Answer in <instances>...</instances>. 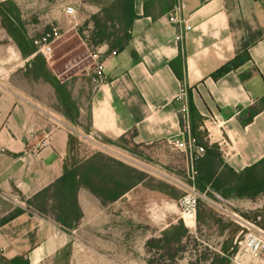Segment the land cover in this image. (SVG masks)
I'll return each mask as SVG.
<instances>
[{"label":"crops","instance_id":"1","mask_svg":"<svg viewBox=\"0 0 264 264\" xmlns=\"http://www.w3.org/2000/svg\"><path fill=\"white\" fill-rule=\"evenodd\" d=\"M13 1L20 6L23 0ZM183 1L191 30L178 41V28L168 20L175 0L165 4L135 0L138 17L129 30L127 47L115 51L104 43L90 52L107 57L102 79L97 78L94 64L75 79L63 71L54 75L68 93L66 107L54 85L43 91L36 86L41 80L32 79V87L25 77L18 81L22 71L12 74L8 87L5 84L8 90L0 95V220L16 209L8 197L27 200L62 176L71 128L91 129L109 145L134 130L136 144L183 140L177 97L184 84L191 88L204 119L209 116L223 127L220 131L228 139L222 149L225 162L237 172L262 162L264 170V0ZM89 8L88 17L100 10L99 5ZM245 52L250 60L212 79ZM17 57L21 63L29 59L20 52ZM171 64L183 73L182 81ZM252 107L257 114L246 122ZM129 195L105 206L81 188L78 201L83 218L72 234L51 216L23 209L0 225V258L27 256L30 264H143L138 252L157 230L146 217L143 221L142 201L135 198L133 233L127 239ZM239 200L264 214V192Z\"/></svg>","mask_w":264,"mask_h":264},{"label":"rangeland","instance_id":"2","mask_svg":"<svg viewBox=\"0 0 264 264\" xmlns=\"http://www.w3.org/2000/svg\"><path fill=\"white\" fill-rule=\"evenodd\" d=\"M103 1H21L20 10L22 18L28 33L33 39H38L43 34L50 33L53 28H58L60 32V37L54 43L53 57L47 62V66L53 75L63 71V75L71 76L75 79L76 75H81V71L91 67V65L93 66L96 61L94 57L96 52L90 54L94 49L88 51L85 40V36H89V32L92 30L91 16L93 14L88 17L91 11L89 5H101ZM65 4L76 7V21L70 22L63 13L62 8ZM17 53H19V50L11 38H9L0 22V66L9 73L5 84L8 87L12 74L20 70L22 73L18 72V81H21L25 77V79L29 80L27 84L34 87L35 85L32 83V79L25 76L26 66H22V61L17 57ZM48 84L53 85L52 83H44L41 80L36 86L39 87L40 85L43 87V91H46ZM7 87L5 89L6 91L8 90ZM5 92L3 91L2 93ZM46 95L49 96L48 93ZM62 106L66 107L64 104ZM180 107L181 105L179 103V111ZM221 129H223L221 124L209 116L204 119L203 124L200 126L204 140L208 141L211 145L217 143L223 149L224 146H227L228 139L221 133ZM71 136L74 137L71 144V157L66 156L64 158L66 159L68 157L69 165L72 162V157L82 159L93 152H102L138 168L149 175L150 178L146 182V186H140V188L130 193L127 198V206L130 212V214H127V239L133 233V202L135 198H140L142 195L145 197V201L142 202L144 208L142 210L144 216H142L143 221H146V219L150 220L151 224L157 230L156 236L149 239L145 246L138 252L144 261L143 264H214L215 261L222 259L227 261L228 264H231L232 259L236 256H238V260L245 258L247 250L243 246L244 233H242L241 227L211 207L204 199L195 195V192L191 189L192 184L189 181L188 174L191 166L194 165L195 167V162L193 161L192 163L191 161V153L196 154L194 146L198 145L192 139L187 140L184 136V139L179 144H176L175 141H169L138 146L136 148L140 154L138 156L120 146L109 145L103 136L93 133L91 129H87L86 131L78 130L77 133ZM119 144L122 146L128 145L131 149L134 148L130 138L127 143ZM189 146L191 147L189 148ZM165 186H168V188ZM171 189H174V191ZM174 195L177 196V199L174 198ZM8 199L13 203L15 208H21L18 202L21 201V197L18 201L11 196ZM194 200L196 214H191V217L194 219L195 224L187 217L188 211L191 210L189 207L193 204ZM231 200L235 203L236 210L243 217L250 220H257L260 216L261 220L259 224L264 227L263 213L258 212L255 208H248L239 198H233ZM136 213L140 214L139 212ZM145 217L146 219H144ZM180 225H184L183 227L189 226L187 228L188 233L184 234L181 232V241L175 243L172 246L174 248H168L167 246L163 248H150L148 246L149 241L162 239L165 234H168V237L172 236L171 227L177 226V229L181 230ZM234 249H236L235 253H233ZM133 250L128 249L131 252ZM130 254L133 255V253Z\"/></svg>","mask_w":264,"mask_h":264},{"label":"trees","instance_id":"3","mask_svg":"<svg viewBox=\"0 0 264 264\" xmlns=\"http://www.w3.org/2000/svg\"><path fill=\"white\" fill-rule=\"evenodd\" d=\"M158 1L163 2V4L167 2V0ZM99 6L100 10L91 16L92 30L89 32V36H85L89 50H93L104 43L109 44L111 50H124L131 40L129 30L133 21L138 17L135 13V0H104ZM0 22L21 56L25 59L32 57L26 64L25 76L35 81L44 80L52 83L59 95L64 96L62 102L67 105L66 103L69 102L68 93L48 69L46 60L36 53L37 48L34 45V39L28 33L20 6L15 1L8 0L0 3ZM248 60H250V56L248 52H245L225 64L211 77L213 80H218ZM177 61L179 62L180 58ZM171 65H173L177 77L182 81L184 79L183 73L177 70L174 64ZM188 95L190 136L195 143L205 149L203 155H194L195 169L198 172L195 182L197 190L200 193H207L209 196H212L211 191L217 192L228 199L254 198L263 193L264 170L260 166L262 162L247 167L241 172H237L229 166L224 160L221 146L217 143L211 145L204 140L200 131L204 117L194 104L191 88H188ZM261 105V108H264V98ZM257 111L254 107L250 108L246 122H250ZM180 125L188 140V130L181 116ZM136 135L137 131L134 130L132 133L123 135L117 143L113 144L140 156L136 148L145 145L134 143ZM129 138L134 148L131 149L128 145L119 144L127 143ZM73 140L74 137L70 136L67 155L69 158L71 157ZM67 158L63 161L62 176L27 199L26 204L28 211L42 217L51 216L64 232L70 234L79 228L83 218V212L78 201V193L81 188L89 190L106 206L120 200L128 193L134 192L140 186H146L145 184L150 178L146 172L102 152H93L82 159L72 157L70 165ZM165 187L168 188V186ZM171 190L174 191V189ZM174 198L177 199V196L174 195ZM139 200L144 202V195ZM23 211L21 208H16L14 212L0 220V225L13 220ZM183 226L180 225L183 231L177 229V226H172V236L168 237V234H165L162 239L149 241L148 246L150 248H163L165 246L171 248L175 243L181 241V232L188 233L187 228L189 226ZM235 252L236 249L233 250V253ZM0 264H30V262L27 256H18L11 260L0 258ZM214 264H228V262L222 259L215 261Z\"/></svg>","mask_w":264,"mask_h":264},{"label":"built area","instance_id":"4","mask_svg":"<svg viewBox=\"0 0 264 264\" xmlns=\"http://www.w3.org/2000/svg\"><path fill=\"white\" fill-rule=\"evenodd\" d=\"M185 9H186V5L183 0H175V3L173 4L170 13L168 14L169 22L178 28V33H177L178 41H182L185 36V32L191 30V25L187 23L184 16ZM64 13L66 14V16L76 21L77 18L76 7L72 5H66L64 7ZM59 37H60V32L58 28H53L50 33H45L38 39H34V45L37 48L36 53L40 54L46 60V62H49L52 59L54 54V43ZM112 55H116V52L114 51ZM94 57L96 60L94 63L95 74L97 78L100 80L104 76L105 61L107 57L102 58L103 56L97 52L94 54ZM30 59L31 57L25 60V63H22V66L25 67L26 64L30 61ZM8 76H9L8 71H6L5 69H3L2 66H0V95L6 89L5 82L7 81ZM177 100L181 103L179 113L181 118L186 124L189 134L188 139L190 140L192 139V137L190 136V132H189L188 88L185 84L183 85L181 92L177 97ZM70 132L72 135H74L75 133H77V130L71 128ZM175 143L179 144L180 141L176 140ZM49 144H50L49 135H47L44 141V145L47 146ZM190 147L191 146H189V148ZM194 150L196 154L191 153L192 163L195 160L194 155H203L205 152L204 147L199 145H195ZM197 175L198 172L195 169L194 165H192L188 174V178L192 184L191 189L195 192V195L199 196V198L201 199H204L211 207L218 210L222 215L230 218L233 222H235L237 225L241 227L242 229L241 231L242 233H244L242 242H243V246L247 250V254L243 260L242 259L238 260V258L232 259L231 264H264V228L259 224L261 217L259 216L257 220H250L248 218L243 217L236 210V205L233 202V200L225 198L217 192L211 191L212 197L207 195V193H200L195 186ZM11 197H14L16 201H18L20 198V196L18 195ZM20 200L21 201L18 202L20 203L21 208L27 210L26 200L24 199H20ZM189 209L191 210L188 211L189 213L187 215L192 216L191 214H196L195 200L193 201V204H191Z\"/></svg>","mask_w":264,"mask_h":264},{"label":"bare ground","instance_id":"5","mask_svg":"<svg viewBox=\"0 0 264 264\" xmlns=\"http://www.w3.org/2000/svg\"><path fill=\"white\" fill-rule=\"evenodd\" d=\"M187 217L192 221L193 224H195V221L191 216L187 215Z\"/></svg>","mask_w":264,"mask_h":264}]
</instances>
